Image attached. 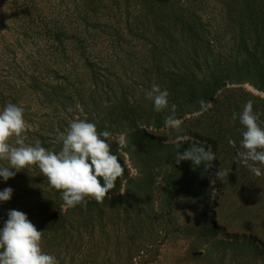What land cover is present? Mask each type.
Masks as SVG:
<instances>
[{"label": "trees", "instance_id": "16d2710c", "mask_svg": "<svg viewBox=\"0 0 264 264\" xmlns=\"http://www.w3.org/2000/svg\"><path fill=\"white\" fill-rule=\"evenodd\" d=\"M0 49L8 59L0 65V110L7 103L22 105L6 93V86L20 85L34 93V106L22 105L26 143L39 140L44 146L46 134L57 136L80 118L95 123L99 131L134 138L147 154L139 129L146 136L144 128L160 124L170 113L155 112L145 97L153 84L167 89L169 105L177 109L194 104L201 110L199 101H210L220 87L226 91L221 104L236 101L240 88L228 84L247 83L264 92V0H0ZM245 95L264 112V98ZM207 118L215 138L224 141L227 124L211 114ZM171 146L175 159L188 147L178 148L177 141ZM175 166L182 181L205 169L201 165L193 170L190 161ZM37 170L33 166L7 181L0 178V191L13 189L0 210L26 213L43 231V250L56 256L66 224L80 233L92 230L94 220L61 223L64 216H58L49 221L46 203L64 205L60 194L49 190L46 199V189L35 180L33 187H20ZM27 194L35 197L33 204L25 200ZM71 211L66 213L76 214ZM81 262L98 264L93 259ZM119 264L148 263L143 250L130 246Z\"/></svg>", "mask_w": 264, "mask_h": 264}, {"label": "rangeland", "instance_id": "374dc122", "mask_svg": "<svg viewBox=\"0 0 264 264\" xmlns=\"http://www.w3.org/2000/svg\"><path fill=\"white\" fill-rule=\"evenodd\" d=\"M2 54L5 55L0 49L3 58L0 65H7L8 59ZM226 87L240 88L236 91V101L221 104L226 91L220 87L207 110L201 112L194 104H188L178 106L176 111V117L182 120L184 138L202 141L206 148L211 145L215 152L213 166L203 171L206 176L195 170L193 178L179 180L183 173L175 166L171 146L178 141V134L165 126V117L160 124L144 128L146 136L139 129L147 154L138 149L134 138L112 132V152L118 156L125 173L123 179L117 180L116 189L109 192L110 199L100 204L90 200L86 209L71 208L76 214L66 213L69 208L65 205L46 203L49 221L58 216H64L61 223L70 219L86 221L89 217L94 220L92 230L80 233L70 231L66 224L67 235L56 255L59 264H80L82 260L92 259L98 264H119L130 246L143 250L148 264H264V175L256 177L245 164L236 162L235 149L228 143L231 139L240 145L242 126L239 118L232 120V115L242 112L250 100L245 92L260 98H264V92L247 83ZM6 93L26 108L35 104L34 93L20 85L6 86ZM252 101L253 111L264 128V112L258 109L259 103ZM234 103L237 107L232 106ZM209 114L213 120L227 124L223 129L224 141L215 138L217 134L211 128L215 127L207 118ZM49 136L46 134L43 147L59 151L61 145L56 135ZM121 137L127 139L126 147L119 143ZM260 167L264 172V166ZM216 172L224 175L216 177ZM29 178L20 187H33V181H38L46 189L48 199L50 189L40 170ZM25 197L33 204L34 196ZM6 219L7 214L0 210V228ZM133 253L137 254L135 250Z\"/></svg>", "mask_w": 264, "mask_h": 264}, {"label": "clouds", "instance_id": "9594fccd", "mask_svg": "<svg viewBox=\"0 0 264 264\" xmlns=\"http://www.w3.org/2000/svg\"><path fill=\"white\" fill-rule=\"evenodd\" d=\"M145 97L153 102L155 112L170 111L165 126L178 134L177 147L188 145L177 152L175 164L190 161L193 170L201 165L210 169L216 159L215 152L211 145L205 148L202 141L184 138L182 120L176 117L177 106L169 105L167 89L153 84ZM199 103L201 112L211 107L210 101L202 99ZM237 118L243 126L242 140L239 146L231 139L228 141L235 149L234 160L260 177L264 175L260 167L264 166V128L253 111L252 100L245 103L242 112H233L232 120ZM27 131L23 106L7 103L0 110V178L4 181L34 166L47 180L49 189L60 194L66 208L79 205L86 209L90 200L100 204L110 199L109 192L116 189L118 179L124 178L125 169L112 152V133L99 131L95 123L80 118L70 121L67 129L56 136L61 145L59 151L46 149L39 140L34 145L26 143ZM119 143L126 147L128 141L121 137ZM223 175V172L215 173L216 177ZM119 193L122 195L124 191ZM12 194L11 187L4 188L0 191V202H8ZM42 239L43 231L37 229L26 213L9 210L0 228V264H59L55 255L43 250Z\"/></svg>", "mask_w": 264, "mask_h": 264}]
</instances>
